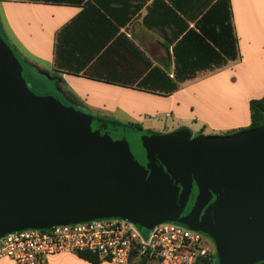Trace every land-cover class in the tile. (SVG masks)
<instances>
[{"label":"water","instance_id":"water-1","mask_svg":"<svg viewBox=\"0 0 264 264\" xmlns=\"http://www.w3.org/2000/svg\"><path fill=\"white\" fill-rule=\"evenodd\" d=\"M120 218L208 236L217 264L264 261V123L161 134L35 95L0 33V238Z\"/></svg>","mask_w":264,"mask_h":264},{"label":"crops","instance_id":"crops-1","mask_svg":"<svg viewBox=\"0 0 264 264\" xmlns=\"http://www.w3.org/2000/svg\"><path fill=\"white\" fill-rule=\"evenodd\" d=\"M86 1L0 0V21L27 58V80L46 89L50 84L40 76L48 77L66 101L54 98L103 115L119 105L106 107L95 100V91L150 102L163 99L170 103L166 118L178 123H166L156 133L187 128L193 136H218L216 132L228 135L250 126V102L264 98V0H229L228 8L224 0ZM177 72L195 75L172 94L141 86L149 74L174 80ZM131 111L128 123H119L151 131ZM0 264L13 263L5 259ZM45 264L95 263L62 254Z\"/></svg>","mask_w":264,"mask_h":264},{"label":"built area","instance_id":"built-area-1","mask_svg":"<svg viewBox=\"0 0 264 264\" xmlns=\"http://www.w3.org/2000/svg\"><path fill=\"white\" fill-rule=\"evenodd\" d=\"M62 254H91L110 264H131L135 256L152 264H215L217 261L213 242L176 222L156 225L147 240L140 236L136 225L120 218L58 225L48 230H23L0 238V261L45 264L47 259Z\"/></svg>","mask_w":264,"mask_h":264},{"label":"rangeland","instance_id":"rangeland-1","mask_svg":"<svg viewBox=\"0 0 264 264\" xmlns=\"http://www.w3.org/2000/svg\"><path fill=\"white\" fill-rule=\"evenodd\" d=\"M0 33L7 43V45L12 49L14 52L16 58L20 62V64L23 67V77L26 80L27 84L30 87V90L37 96L40 97H56L60 99L61 101H66L65 97L63 96L61 90L57 87L56 81L49 79L48 77L40 76L45 81H48L50 84L49 88L42 89L38 87L35 83L31 82L30 80H27V58H24V56L20 53V51L15 47V44L13 40L9 39L7 35V31L5 26L0 21ZM27 57V56H26ZM97 96H95L96 101H104L105 106L108 108H113L117 103L119 106H117V109H115L114 113L103 115L101 113H98L90 108H84L79 105H76L75 103L67 104V106L84 112L85 114H88L90 116H97V117H104L105 119H108V121H118V123H128L129 121V114L127 110L132 109V113L135 117L144 118V123L147 128L151 129L153 132H163L162 127L167 123L170 124L171 122H176L178 120H173L171 118H166V113L169 111L170 103L167 102L165 104V100L159 99L157 102H150L149 99H143L140 96H134V95H126V96H116L112 94L105 95L101 91H95L93 92ZM107 99H104L106 98ZM68 101V100H67ZM69 102V101H68ZM70 103V102H69ZM66 105V103H65ZM163 108V109H161ZM159 114L156 118H152V115ZM175 113L173 114L174 117ZM195 133V132H194ZM203 133H209L207 131H204ZM213 134V135H211ZM218 136L225 135V133L216 132ZM199 136V134H194V137ZM209 136H216L213 132H210ZM140 231V236L147 240L150 235V231L146 229H140L137 227ZM206 239L210 242H213L208 236H206ZM214 244V243H213ZM215 246V245H214ZM133 264H138V259L135 257L132 260ZM131 262V263H132Z\"/></svg>","mask_w":264,"mask_h":264},{"label":"trees","instance_id":"trees-1","mask_svg":"<svg viewBox=\"0 0 264 264\" xmlns=\"http://www.w3.org/2000/svg\"><path fill=\"white\" fill-rule=\"evenodd\" d=\"M22 1H43V2H51V3H56V4H88L86 0H22ZM225 6L228 8L229 7V0H224ZM228 11V9H227ZM147 78H145V81L141 84V86H144V90L146 91H151V92H156V93H161V94H172L178 90V84L186 81L187 79H191L194 77L195 73H182V72H177L175 74V79H171L165 74H156L152 73L149 74ZM152 80L151 83L149 81ZM161 83L162 81L165 82L166 86L164 87H156L153 84H156L155 82ZM250 111H251V123L248 128L240 129L236 132L230 133L235 134L238 132L246 131V130H251V129H256L260 127L264 123V98L258 99V100H253L250 102ZM140 129V127H138ZM83 258L87 259L88 261L92 263H99V259L97 256L91 255V254H82L80 255ZM136 257V256H135ZM146 261L145 258H141V260L138 262V264H144ZM217 264V261L215 262ZM258 264H264L263 262H260Z\"/></svg>","mask_w":264,"mask_h":264},{"label":"flooded vegetation","instance_id":"flooded-vegetation-1","mask_svg":"<svg viewBox=\"0 0 264 264\" xmlns=\"http://www.w3.org/2000/svg\"><path fill=\"white\" fill-rule=\"evenodd\" d=\"M215 247V246H214Z\"/></svg>","mask_w":264,"mask_h":264}]
</instances>
